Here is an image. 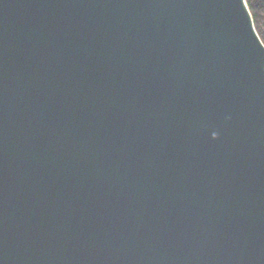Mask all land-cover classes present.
I'll return each instance as SVG.
<instances>
[{
	"label": "water",
	"instance_id": "95a60500",
	"mask_svg": "<svg viewBox=\"0 0 264 264\" xmlns=\"http://www.w3.org/2000/svg\"><path fill=\"white\" fill-rule=\"evenodd\" d=\"M0 264H264L247 0H0Z\"/></svg>",
	"mask_w": 264,
	"mask_h": 264
},
{
	"label": "trees",
	"instance_id": "16d2710c",
	"mask_svg": "<svg viewBox=\"0 0 264 264\" xmlns=\"http://www.w3.org/2000/svg\"><path fill=\"white\" fill-rule=\"evenodd\" d=\"M255 25L264 42V0H247Z\"/></svg>",
	"mask_w": 264,
	"mask_h": 264
}]
</instances>
